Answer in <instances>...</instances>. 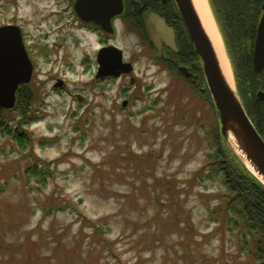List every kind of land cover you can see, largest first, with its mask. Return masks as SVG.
Listing matches in <instances>:
<instances>
[{
	"label": "rangeland",
	"instance_id": "obj_1",
	"mask_svg": "<svg viewBox=\"0 0 264 264\" xmlns=\"http://www.w3.org/2000/svg\"><path fill=\"white\" fill-rule=\"evenodd\" d=\"M54 2L0 0V25L19 22L46 44L19 105L37 119L5 109L31 142L0 130V264H255L209 217L225 183L196 170L219 124L204 84L175 67L192 65L167 50L158 58L126 12L106 42L133 70L97 79L99 34L60 31Z\"/></svg>",
	"mask_w": 264,
	"mask_h": 264
},
{
	"label": "trees",
	"instance_id": "obj_2",
	"mask_svg": "<svg viewBox=\"0 0 264 264\" xmlns=\"http://www.w3.org/2000/svg\"><path fill=\"white\" fill-rule=\"evenodd\" d=\"M262 1L209 0V4L225 42L241 102L247 115L264 138V104L256 97V92L264 88V71L257 74L252 66V48ZM166 16L175 24L178 51L166 50L172 54L175 61L192 65L191 71L195 79L192 83L204 84L198 55L185 32L177 10L174 7L167 10ZM29 90V84H24L17 91L16 107H14L19 111L22 110L19 123L26 124L38 117L33 111L31 112L34 113L33 115L27 116L24 114V108L19 106L26 105L25 95ZM31 98H34L33 93ZM6 120L5 109L0 108V130L13 132V137L18 140L20 146L31 142L32 139L28 134L10 127ZM213 137L217 145L216 151L211 153L207 162L196 170V175L199 177L203 175L202 171L207 169L214 173L218 172L225 183V192L222 193L223 205L209 208L210 220L219 221L222 229L239 237V249L250 255L255 264H264V185L235 157L218 131L214 132ZM36 172L34 166L25 168V173ZM58 205L60 208L66 207L65 203Z\"/></svg>",
	"mask_w": 264,
	"mask_h": 264
},
{
	"label": "water",
	"instance_id": "obj_3",
	"mask_svg": "<svg viewBox=\"0 0 264 264\" xmlns=\"http://www.w3.org/2000/svg\"><path fill=\"white\" fill-rule=\"evenodd\" d=\"M174 1L195 52L199 56L206 88L217 110L220 135L242 165L264 185V140L247 115L235 84L232 88L227 82L216 50L192 0ZM121 10L122 0H111L109 10L106 12L93 11L91 16L81 15V17L95 19L101 23L104 30L111 32L109 19ZM136 10H139V6H136ZM142 20L146 36L154 46L157 56H162L163 44L169 49L177 50L173 28L168 26L162 17L146 10L142 14ZM224 49L227 55L225 46ZM122 57V50L115 45L99 49L96 77L119 76L121 73L130 72L133 68L132 64L123 61ZM252 65L255 73L264 70V1L261 3V16L256 28ZM178 70L184 76L191 75L185 66H178ZM31 75L32 64L25 51L19 28L9 24L0 26V108L14 107L18 88L28 83ZM256 96L264 103V89L258 90ZM125 103L126 101L123 102ZM230 138L234 139L235 146L242 155L236 151ZM243 155L246 161L242 158Z\"/></svg>",
	"mask_w": 264,
	"mask_h": 264
},
{
	"label": "flooded vegetation",
	"instance_id": "obj_4",
	"mask_svg": "<svg viewBox=\"0 0 264 264\" xmlns=\"http://www.w3.org/2000/svg\"><path fill=\"white\" fill-rule=\"evenodd\" d=\"M111 0H55L56 8H57V19H59L57 25L60 31L64 28H68L71 31L77 32L75 36L79 37L78 33L82 32L84 35L93 37L94 35L99 34L100 39L102 40L98 49L112 45L113 43H109L111 39L114 38L115 33L113 29V24L116 20L123 19L126 12L130 13L132 17L135 19L134 23L144 29V24L142 21V14L146 10H151L156 12L160 17L164 18L165 22L174 28V22L172 19L168 20V16H166V11L176 8V4L174 0H122V10L118 14L113 15L109 19L111 32L104 30L101 23L95 21V19H88L85 17H81V15H90L93 11H102L106 12L109 10ZM136 6H139V10H136ZM89 16V17H90ZM131 17V18H132ZM104 18V16H101ZM132 18V19H133ZM57 22V21H56ZM9 25H17L19 27V32L21 33L22 41L26 50V53L32 64V74L34 70L33 59L34 57L39 56V52H44L46 48V44L39 43V34L38 33H30L24 25L21 23H17L15 21H10L3 23ZM39 25L41 23L38 22ZM39 25H35V29H38ZM1 26V25H0ZM40 28V27H39ZM42 30V29H41ZM109 42H106V41ZM59 44V43H56ZM115 45V44H113ZM63 46V43L60 44ZM154 48V47H153ZM167 47L163 44L162 50ZM96 50V54L97 51ZM33 57V59H32ZM96 58V56H95ZM188 67L185 64H179ZM179 65H176V69ZM95 67V66H94ZM189 68V67H188ZM109 77L103 78L108 79Z\"/></svg>",
	"mask_w": 264,
	"mask_h": 264
},
{
	"label": "bare ground",
	"instance_id": "obj_5",
	"mask_svg": "<svg viewBox=\"0 0 264 264\" xmlns=\"http://www.w3.org/2000/svg\"><path fill=\"white\" fill-rule=\"evenodd\" d=\"M192 2L196 8V11H197L200 19H201L203 27L206 30V32H207L210 40L212 41V44H213L215 50H216L221 70H222L225 78L227 79V82L229 83V85L232 88H234V80H233V74H232L230 62H229V59L225 53L223 41L221 39V35H220L218 28L215 24V21L213 19L212 13H211L210 8L208 6V2H207V0H192ZM230 140L233 143V146L235 147L236 151L242 155V153H240V151H238V149L236 148L234 139L230 138ZM242 158L246 161L244 155L242 156Z\"/></svg>",
	"mask_w": 264,
	"mask_h": 264
}]
</instances>
